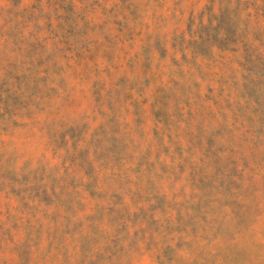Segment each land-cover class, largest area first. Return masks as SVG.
Returning <instances> with one entry per match:
<instances>
[{"label":"rangeland","instance_id":"374dc122","mask_svg":"<svg viewBox=\"0 0 264 264\" xmlns=\"http://www.w3.org/2000/svg\"><path fill=\"white\" fill-rule=\"evenodd\" d=\"M0 264H264V0H0Z\"/></svg>","mask_w":264,"mask_h":264}]
</instances>
